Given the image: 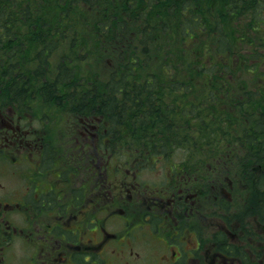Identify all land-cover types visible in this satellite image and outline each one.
I'll list each match as a JSON object with an SVG mask.
<instances>
[{"label":"trees","instance_id":"1","mask_svg":"<svg viewBox=\"0 0 264 264\" xmlns=\"http://www.w3.org/2000/svg\"><path fill=\"white\" fill-rule=\"evenodd\" d=\"M36 92L93 106L146 161L239 152L264 192V0H0V102Z\"/></svg>","mask_w":264,"mask_h":264},{"label":"flooded vegetation","instance_id":"2","mask_svg":"<svg viewBox=\"0 0 264 264\" xmlns=\"http://www.w3.org/2000/svg\"><path fill=\"white\" fill-rule=\"evenodd\" d=\"M19 101L0 102V264H17L18 254L28 258L29 264H130L125 260L129 241L137 240L150 246L163 242L169 256L164 264H188L205 253L203 234L208 215L215 244L213 264H264V251L251 241L238 244L228 240V233H233L226 221L236 215L234 212L225 214L224 209H217L209 214L201 210L208 205V200H202L209 197L205 194L208 189L220 208L227 210L235 202L224 198L228 190L219 179L210 188L206 168L200 178L195 175L193 183L188 178L192 175L180 168L183 178H188L186 187L175 181L178 190L174 194L160 188L157 191L162 196L171 198L169 203L160 202L156 195L142 191L133 175L123 174L119 183H114L113 152L140 147L113 146L111 132L100 129L93 106L81 107L79 103L65 108L79 123L64 132L70 143L64 147L52 141V132L45 126L48 115L34 119L33 100L25 99L24 107ZM81 159L85 160L83 167ZM23 161L29 169L27 165L23 168ZM6 172L8 179L3 177ZM78 175L83 182L72 187L70 178ZM196 182L201 186L195 187ZM186 198L189 202L184 203ZM249 215L253 220L250 227H256L257 212ZM113 217L122 219L123 234H118L121 228L116 233L107 227ZM258 220L264 224V216L258 215ZM185 232L190 241L187 246L182 244ZM254 232L246 229L240 240Z\"/></svg>","mask_w":264,"mask_h":264},{"label":"rangeland","instance_id":"3","mask_svg":"<svg viewBox=\"0 0 264 264\" xmlns=\"http://www.w3.org/2000/svg\"><path fill=\"white\" fill-rule=\"evenodd\" d=\"M86 45V44H85ZM83 46V45H82ZM60 56V53H59ZM59 59L58 56L55 58H52L53 62H56ZM56 60V61H55ZM86 61H81L80 64L82 65V68H86L88 65L86 64ZM85 80V79H83ZM87 81V80H86ZM88 83H92L91 80L87 81ZM87 82H82V84H87ZM67 88L71 87L74 90L77 91V89H80V86L78 85H65ZM65 94H69V90H63ZM60 95V94H59ZM33 101L31 104L33 105L32 112L34 114L33 118H39L43 119L45 115H48V121L45 122L46 128H48V131H51L52 141H56L57 146H68L70 143L68 141V137L66 136V133H64L67 130L74 128V122L79 123L77 120V117L71 116V114L65 109L64 106L59 105L56 102L48 101L46 98H44L43 95H41L40 92L35 93V97L31 98ZM108 116L105 115V118ZM78 121V122H77ZM104 123V122H103ZM65 153V152H64ZM235 153V152H234ZM66 156V154H65ZM240 155H237L233 161H230L228 164H225L220 162L213 161L211 163H206L205 157L201 156L199 157L198 154L196 156H191L187 151H185L182 148H176L173 152L172 156L167 160L166 156L162 157H154L153 159H149V161L144 160L145 157L143 156H135L134 154H131L127 157H124L123 152H120L119 154L114 156L113 152V158H111V162L113 164L112 169V178L114 183H119L120 177H122L123 174H126L127 177L129 175H133L134 178H137L138 180V187L144 191L149 193L150 195H156L159 198V201L162 202L164 200H167L168 203L170 201V197L162 196L161 193L157 190H160L162 188V191H166L168 194H174V192H177L178 188L174 185V182L179 183L181 186L186 187V181L189 178L191 182L193 183V178H195V175L198 176V178L201 177V171L204 168H206L207 172L209 173V177L214 176V174H219L223 177L220 178V180L223 182L224 185H226L228 188L227 193H225L224 198L229 200H235V202L230 205V208L225 210L226 208H220L218 207L217 203L214 201L215 197L214 195H211L213 193L210 192L208 189L207 192H205L206 195L209 197H204L202 200H208L207 206L201 208V210L204 213H209L211 210H217V209H224L222 213H235L236 215L232 217L230 221H226L230 223V229L233 233H228V240L235 243H241L251 241L254 246H257L261 251H264V227L263 223L258 220L259 216H264V192L261 194H257L259 190H256V187H253L254 183L251 181H248L246 178L240 179ZM23 158L24 155H23ZM67 158V156H66ZM69 159V158H67ZM148 160V159H147ZM85 161V160H84ZM81 159V167H83V162ZM264 161V159L262 160ZM260 161V162H262ZM128 162L130 164H128ZM257 162V163H260ZM27 165L25 161H23V168ZM140 167V171L133 167ZM28 168V165L27 167ZM180 168L185 170V174H191L192 176H189L188 178H183V174L180 173ZM29 169V168H28ZM228 169H231L233 171L232 174L229 176L227 175ZM28 174H35V170H22ZM7 173V172H6ZM262 173L261 167H259L257 170H255V176L258 177V175ZM98 173L97 175H99ZM225 175V176H224ZM66 177H68L67 173L65 174ZM4 178L8 179L10 178V175L7 173L3 176ZM256 177V178H257ZM71 186L72 187H78L82 184V176L78 175L77 177L71 176ZM231 183L233 186H228V184ZM194 186H201L200 182H196ZM170 190L168 191V189ZM251 187V188H250ZM230 189V190H229ZM256 190V191H255ZM114 192V191H113ZM230 192V197H227ZM179 194V193H178ZM177 195V194H176ZM217 199V198H216ZM184 203L189 202V199L186 198L185 200H182ZM132 201L130 199L128 200V205L131 206ZM192 204H197L196 200L191 201ZM146 208V207H145ZM253 211L257 212L256 217V227H250V225L253 224L252 215L250 216L249 213ZM187 212H184V215H186ZM199 217V214H197ZM211 219V216L208 215L205 220V229L203 237L205 239L204 247L206 248L205 253L200 256L199 260L194 258L193 260H190L188 264H213V253L215 252V244H213L212 236L213 228L209 224V221ZM121 222L122 219L118 217H113L112 221H109L107 223V227L111 229L112 231L116 232L115 230H118L121 228ZM23 225H25V222L22 220ZM208 224V227H207ZM246 229H255V232L245 237V239L240 240L241 236L245 234ZM235 232V233H234ZM117 233V232H116ZM123 228H121L120 233L123 234ZM138 235H141V232L137 230ZM142 237L145 236L144 234L141 235ZM185 243H182L190 245L189 239H187V234L183 235ZM162 245V246H161ZM164 243L161 242V244H156L153 246H150L148 244L141 243L140 240L131 242L129 241L128 245V252L129 256H125V260H128L130 264H164L168 262L169 256L166 255L167 248H164ZM23 250H20L19 252H22ZM212 255V257H211ZM208 256V262L206 261V257ZM18 263L17 264H23L25 261V256L22 254L17 255ZM30 261L27 258L26 264H29ZM232 264V263H230ZM241 264V263H240Z\"/></svg>","mask_w":264,"mask_h":264}]
</instances>
